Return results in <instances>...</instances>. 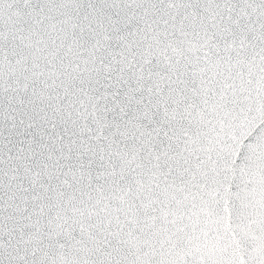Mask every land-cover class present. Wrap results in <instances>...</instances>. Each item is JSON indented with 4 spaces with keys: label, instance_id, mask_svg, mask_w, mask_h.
Instances as JSON below:
<instances>
[{
    "label": "snow or ice",
    "instance_id": "obj_1",
    "mask_svg": "<svg viewBox=\"0 0 264 264\" xmlns=\"http://www.w3.org/2000/svg\"><path fill=\"white\" fill-rule=\"evenodd\" d=\"M0 264H264V0H0Z\"/></svg>",
    "mask_w": 264,
    "mask_h": 264
}]
</instances>
